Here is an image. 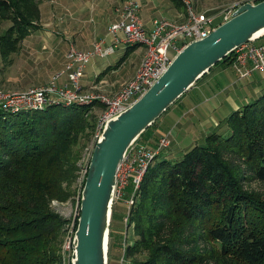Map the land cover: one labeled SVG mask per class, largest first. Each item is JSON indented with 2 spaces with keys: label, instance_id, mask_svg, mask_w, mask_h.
Segmentation results:
<instances>
[{
  "label": "trees",
  "instance_id": "1",
  "mask_svg": "<svg viewBox=\"0 0 264 264\" xmlns=\"http://www.w3.org/2000/svg\"><path fill=\"white\" fill-rule=\"evenodd\" d=\"M41 2L0 0V22H7L0 35L3 58L37 26ZM233 55L218 63H231ZM104 108L54 102L16 113L0 109V264H66L64 244L76 229L84 183L76 189L77 162L94 133L95 111ZM155 122L137 138L150 148L161 136L145 140ZM167 148L149 164L129 214L132 184L118 200L125 206L120 237L113 229L114 201L108 261L113 244L123 241L125 264H264V195L245 186L264 182V87L178 156L166 157ZM77 193L69 232L70 220L52 202ZM129 228L136 238L125 244Z\"/></svg>",
  "mask_w": 264,
  "mask_h": 264
},
{
  "label": "crops",
  "instance_id": "2",
  "mask_svg": "<svg viewBox=\"0 0 264 264\" xmlns=\"http://www.w3.org/2000/svg\"><path fill=\"white\" fill-rule=\"evenodd\" d=\"M137 2L140 5V18L147 31L152 29L154 18L165 17L181 22L186 16L170 0ZM121 4L122 0H42L40 20L26 39L28 50L37 63L34 69L40 71L38 80L31 75L20 83L4 82L12 80L11 72L0 69V83L12 90L32 86L35 82L46 84L64 66L65 54L70 45L86 51L92 48L93 43L103 40V47L108 46V27L117 19L116 6ZM143 53V46L121 44L112 53L95 55L84 67L79 84L83 89L100 87L103 92L112 95L134 75ZM113 54L118 56L116 62L109 58ZM125 65L129 67L125 68ZM66 81V75H62L56 84L61 85ZM262 87L264 75L259 72L240 78L229 61L215 64L156 120L145 140L153 143L158 133H169L170 144L165 155L176 157L201 141L220 119L227 117L223 116L226 115L225 105L229 101L235 110L246 103L251 95L260 92ZM222 107L224 114L219 116L221 118L212 120L214 112ZM184 142L187 144L182 145Z\"/></svg>",
  "mask_w": 264,
  "mask_h": 264
},
{
  "label": "built area",
  "instance_id": "3",
  "mask_svg": "<svg viewBox=\"0 0 264 264\" xmlns=\"http://www.w3.org/2000/svg\"><path fill=\"white\" fill-rule=\"evenodd\" d=\"M183 2L187 6L186 18L183 21L176 22L159 17L152 20V30L148 32L140 18V5L137 0H122V4L116 9L117 19L108 28L107 36L110 40L108 46L103 47V40L93 43L92 48L86 51L70 45L65 54L64 66L53 75L48 84L32 86L20 90V92L0 88V109L15 113L39 109L54 102H63L67 106H72L84 105L89 100L100 99L105 108L97 118L91 142L82 157V160L85 159L81 171L80 181L82 182L87 173L94 144L106 122L116 117L138 99L166 71L175 53L179 52L187 43L207 36L222 22V19L226 20L232 16L236 6L243 3V1L230 2L231 4L229 3L224 9L214 14L208 13V11L197 12L192 9L188 0H183ZM136 41H142L145 44L144 55L136 67L134 75L123 82L117 93L110 95L81 89L79 80L84 67L93 56L107 55L121 44L125 45ZM234 63L235 70L240 77H247L251 74L249 70H242V68L252 64L254 69L263 72L264 45L253 43L241 45L235 50ZM62 75H66L67 81L61 85L56 84ZM169 144L168 133H163L153 148L135 140L118 164L114 201L124 195L129 183L132 184V190L125 200L128 214L149 164ZM124 221H127V217L124 218ZM71 231L72 225L69 228V232ZM71 244L72 239L70 240L69 237L64 244V249L70 250Z\"/></svg>",
  "mask_w": 264,
  "mask_h": 264
},
{
  "label": "water",
  "instance_id": "4",
  "mask_svg": "<svg viewBox=\"0 0 264 264\" xmlns=\"http://www.w3.org/2000/svg\"><path fill=\"white\" fill-rule=\"evenodd\" d=\"M264 35V0L243 2L207 36L182 47L166 71L96 140L80 195L71 264H108L109 229L118 164L129 146L216 63Z\"/></svg>",
  "mask_w": 264,
  "mask_h": 264
},
{
  "label": "rangeland",
  "instance_id": "5",
  "mask_svg": "<svg viewBox=\"0 0 264 264\" xmlns=\"http://www.w3.org/2000/svg\"><path fill=\"white\" fill-rule=\"evenodd\" d=\"M188 1H189V4L191 5L192 9L197 11V12L209 10L210 11L209 13L216 14L219 11H221L222 9H224L226 7V5H228L230 2H236V1H242V0H188ZM117 6H116V8H118ZM238 6H236L235 8H237ZM174 7H176V9H178L179 11L183 12L184 15L187 14V6L183 2V0H180L179 5L174 4ZM185 18H186V16H185ZM6 26H7L6 21L0 22V35L4 32ZM33 28H35V27H33ZM33 28L31 29V31L33 30ZM27 36L23 40H21V42L19 43L20 47L18 48V50L13 52V53L8 54L6 56V58H3L1 51H0V69L10 71L11 72V79H12L10 81L5 80L4 82H11L12 81V83H20V82H23V81L29 79V77H31V75H33L32 78L35 77L37 79L39 77L40 71L37 69H34V66H36L37 63L35 62L33 55L30 54V52L28 50L29 47L27 46V40H26L28 38ZM257 41H258V43L264 42V38H261L259 40L257 39L251 43L258 45V43H256ZM109 58L113 59V62H116L118 60V56H116L115 54L109 56ZM234 59H235V54L233 55V60H232L233 62H231V65H232L233 69L235 70V67L232 64V63H234ZM128 61L131 62L130 59ZM124 67L128 68L129 65H125ZM102 72H104V70ZM235 72H236L237 76L240 77L239 73L236 70H235ZM250 75H252V74H250ZM240 78H243V77H240ZM27 82H29V81H27ZM48 83H49V81L46 84H48ZM33 85L39 86V85H44V83L43 82H39V83L35 82V84H33ZM32 86H26L24 88H18V89L12 90V89H9L8 87H6L3 83H0V88L7 90V91H12V92H14V91L20 92V90H25V89L32 87ZM83 90L101 92V93L107 94V93L103 92V89H101L100 87L97 89H83ZM94 103H101V102L99 100L98 101L93 100L90 103V105L94 104ZM226 108H227V111L225 110L226 115H224L223 117L228 116V114H230L234 110L231 108L230 101L228 102L227 105H225V109ZM223 109H224V107L219 108L216 112H214V114L212 116V120H214L215 118H218V119L221 118L219 116L224 114V113H222ZM10 113H13V112H10ZM100 113H101V110H99V109H97L95 111L96 118ZM165 133H167V132H165ZM92 136H93V134L91 135L90 140L86 143V146L83 149V152L81 154V158L77 162L79 169L77 171V181L75 184L76 189H78L81 186V181H80L81 180V171H82V167H83L84 161H85V159L82 160V157L84 156V152H85L86 147H88L90 142H91ZM197 136L199 137V135H197ZM183 144L185 145L187 143L184 142V143H182V145ZM245 186H246V188L254 189L255 191L261 192L264 195V182H261L258 180H250L245 184ZM77 196H78V193L75 194L71 200H68L65 202H60V201H53L52 202L53 208L56 211H58L63 217L70 220L68 227L69 226L71 227L72 219L76 216V212H77L76 199H77ZM115 202H116V204L114 206V220L113 221L115 222L116 227L113 225V229L116 230V232L114 231L115 236L120 237V236L124 235L123 231L125 230V224H124V222H122V218L124 215V207L126 205L123 206L124 202H122V201L120 202L117 200ZM132 238H136V237L133 236L132 228H129L127 230V238L125 237L124 243L126 244V242L128 240L130 241ZM112 242H113V240H112ZM116 242H117V239H116ZM68 251H69L68 248H66L64 251L66 264H68ZM122 252H123V241H122V246L113 244V251H112V255L110 257V262L108 261V264H125V261L122 260Z\"/></svg>",
  "mask_w": 264,
  "mask_h": 264
},
{
  "label": "bare ground",
  "instance_id": "6",
  "mask_svg": "<svg viewBox=\"0 0 264 264\" xmlns=\"http://www.w3.org/2000/svg\"><path fill=\"white\" fill-rule=\"evenodd\" d=\"M241 4H242V3H241ZM241 4H240V5H241ZM240 5H239V6H240ZM239 6H238V7H239ZM238 7H237V8H238ZM237 8H234L233 13L235 12V10H236ZM231 17H232V16H231ZM231 17H229V18L226 19V20L222 19V23L225 22V21H227V20H229ZM220 24H221V23H220ZM108 28H109V27H108ZM151 30H152V29H151ZM151 30H150V31H151ZM262 36H263V35H262ZM260 37H261V36H260ZM260 37H259V38H260ZM259 38H258V39H259ZM256 40H257V39H256ZM194 41H195V40H194ZM191 42H192V41H191ZM251 42H253V41H251ZM251 42H247V43H251ZM136 43H142V44H144L142 41H136V42H133V43H130V44H136ZM189 43H190V42H189ZM187 44H188V43H187ZM244 44H246V43H244ZM144 45H145V44H144ZM242 45H243V44H242ZM240 46H241V45H240ZM240 46H238V47H240ZM238 47H236V48L234 49V54H235V50H236ZM116 48H117V47H116ZM116 48H115V49H116ZM115 49H114V51H115ZM144 50H145V47H144ZM114 51H113V52H114ZM144 52H145V51H144ZM232 52H233V51H232ZM232 52H231V53H232ZM177 53H178V52H177ZM177 53H175V54L173 55L172 59L174 58V56H175ZM143 55H144V53H143ZM143 55H142V57H143ZM142 57H141V59H142ZM141 59H140V61H141ZM172 59H171V60H172ZM234 60H235V59H234ZM232 62H233V61H232ZM169 64H170V63H169ZM232 64L234 65V63H232ZM168 66H169V65H168ZM244 69L249 70V73H251V74H252L253 72H259V73H261V74L264 73V71L261 72V71H259V69H254V68H253V64H252L251 66H244V67L242 68V70H244ZM202 76H203V75H202ZM202 76H201V77H202ZM201 77H200V78H201ZM44 85H45V84H44ZM36 86H38V85H36ZM81 89H82V87H81ZM82 90H83V89H82ZM119 90H120V89H119ZM119 90H118V91H119ZM147 90H148V89H147ZM147 90H146V91H147ZM83 91H88V90H83ZM146 91H145V92H146ZM93 92H94V91H93ZM145 92H144V93H145ZM116 93H117V92H116ZM144 93H143V94H144ZM143 94H142V95H143ZM142 95H141V96H142ZM138 98H139V97H138ZM93 100H95V101H98V100H99V101H100V99H93ZM93 100H89V101H87V102L84 103V104H87V103L90 104ZM103 110H104V109H103ZM103 110L101 111V113L103 112ZM101 113H100V114H101ZM100 114H99V115H100ZM99 115L97 116V118L99 117ZM136 140H137V139H136ZM81 190H82V189H81Z\"/></svg>",
  "mask_w": 264,
  "mask_h": 264
},
{
  "label": "flooded vegetation",
  "instance_id": "7",
  "mask_svg": "<svg viewBox=\"0 0 264 264\" xmlns=\"http://www.w3.org/2000/svg\"><path fill=\"white\" fill-rule=\"evenodd\" d=\"M259 39H260V38H259ZM259 39H258V40H259ZM256 43H258V42H256ZM258 45H264V44L258 43Z\"/></svg>",
  "mask_w": 264,
  "mask_h": 264
}]
</instances>
